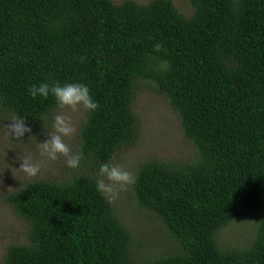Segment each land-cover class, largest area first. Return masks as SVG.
<instances>
[{"label":"trees","instance_id":"trees-1","mask_svg":"<svg viewBox=\"0 0 264 264\" xmlns=\"http://www.w3.org/2000/svg\"><path fill=\"white\" fill-rule=\"evenodd\" d=\"M188 1L190 15L172 0H0V111L26 119L23 138L45 137L61 109L51 94L33 99V84H83L100 105L80 124L78 168L8 194L28 230L4 264H264V0ZM142 83L194 148L133 173L132 197L179 247L147 262L132 258L138 240L96 188L100 165L138 140ZM242 220L250 243L222 247Z\"/></svg>","mask_w":264,"mask_h":264},{"label":"rangeland","instance_id":"rangeland-1","mask_svg":"<svg viewBox=\"0 0 264 264\" xmlns=\"http://www.w3.org/2000/svg\"><path fill=\"white\" fill-rule=\"evenodd\" d=\"M112 1L120 4L126 0ZM132 1L147 4L151 0ZM172 1L182 13L190 15L192 9L188 0ZM134 110L140 118L138 140L134 146L122 149L110 164L119 165L133 174L142 163L148 160L156 159L172 163L193 157L194 148L184 139L177 114L164 97L156 94L154 89L149 88L145 83H142L139 88ZM86 111L81 106L75 112L65 108L58 109L55 114L70 116L77 129L73 136L65 138V142L72 150L74 149L73 152ZM11 119L12 117H6L0 111V264H4L3 259L8 247L25 243L28 230L27 221L19 217L7 203L8 194L19 190L34 178L60 176L66 167L64 157L50 161L41 156L37 148L38 143L45 142L48 139L47 136L54 131L52 126L46 132L47 134L45 133V137L40 132L35 135L28 134L23 139H15L9 135L7 129ZM22 155H31L35 161L41 163V171L37 176L28 177L19 170L22 163L19 157ZM129 186L123 188L117 186L112 194L106 196L121 214L123 224L131 231L135 240H138L139 246L134 245L132 258L137 262H147V256L152 258L179 250L176 241L167 235L157 218L137 204L132 193L129 192L131 189ZM253 234V224L242 220L232 229L222 231L219 235V243L222 247L239 249L250 243Z\"/></svg>","mask_w":264,"mask_h":264},{"label":"clouds","instance_id":"clouds-1","mask_svg":"<svg viewBox=\"0 0 264 264\" xmlns=\"http://www.w3.org/2000/svg\"><path fill=\"white\" fill-rule=\"evenodd\" d=\"M164 48L162 43L154 45V51L160 52ZM29 95L35 99L43 97L45 99L51 94L58 106L61 109H70L75 112L79 107H83L87 111H96L100 105L94 101L90 95L89 88L86 85L73 83L49 85L41 83L33 84L28 89ZM54 131L49 134L45 142L38 143L40 155L46 157L50 161H56L59 157L65 158V163L68 168H78L83 153L80 151L73 152L72 148L65 142L66 137L73 136L77 129L73 125L71 117L66 114H57L53 118ZM8 133L15 139H21L25 133H30L32 130L26 125L24 117L14 116L7 125ZM22 161L19 168L28 177H35L41 171V163L35 161L31 155H22L19 157ZM136 177L129 171L123 169L119 165L104 163L100 165L99 177L96 180V188L102 195L112 194L117 186L123 188L127 185L134 184Z\"/></svg>","mask_w":264,"mask_h":264}]
</instances>
